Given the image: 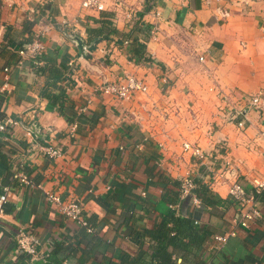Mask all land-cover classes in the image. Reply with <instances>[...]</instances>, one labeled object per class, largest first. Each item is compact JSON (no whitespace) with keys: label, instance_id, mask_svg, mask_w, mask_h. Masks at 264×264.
Masks as SVG:
<instances>
[{"label":"crops","instance_id":"1","mask_svg":"<svg viewBox=\"0 0 264 264\" xmlns=\"http://www.w3.org/2000/svg\"><path fill=\"white\" fill-rule=\"evenodd\" d=\"M81 1L0 0V86L4 67L11 69L0 119L17 122L0 130V194H7L0 264H155L162 252L172 264H264V190L255 201L261 216L241 227L228 194L235 175H219L230 166L264 177L261 121L252 110L239 128L218 115L221 93L242 101L264 84V0H102V11ZM32 6L42 23L31 19ZM218 7L230 11L225 20H217ZM105 18L117 32L80 53L71 35L92 45L85 25ZM39 26L48 27L42 63L63 70L51 87L54 94L63 88L62 108L42 95L48 67L15 66V48ZM129 72L144 79L146 92L129 100L94 92L102 75ZM43 145L61 155L44 154ZM17 171L32 184H20ZM187 174L194 188L181 196ZM45 191L80 201L94 232L59 213ZM170 215L193 221L195 232L180 235L184 247L157 244L145 233ZM232 229L235 235L216 248L214 234ZM19 230L37 240L35 256L18 249Z\"/></svg>","mask_w":264,"mask_h":264},{"label":"built area","instance_id":"2","mask_svg":"<svg viewBox=\"0 0 264 264\" xmlns=\"http://www.w3.org/2000/svg\"><path fill=\"white\" fill-rule=\"evenodd\" d=\"M243 3L249 2V0H238ZM81 6L87 9H93L97 11H102L104 8L102 0H82ZM218 15H216L217 20H225L229 15L230 11L226 8L218 7ZM31 14V19L35 20L39 23H42L43 16L40 13L39 9L35 6H32L29 9ZM158 15V12L156 13ZM51 26V24H49ZM48 30L47 26H39L37 29H34L33 35L30 41L24 43L23 45L15 48V52L17 53V60L15 61V66L19 67L20 65H24L26 62H30L32 66L41 65L42 55L45 51V45L43 42V38L45 36L46 31ZM154 32V30H152ZM88 51V49H86ZM199 60H203V56L199 57ZM68 66L71 71L75 70V62L70 59L68 61ZM10 67H4V77L5 81L0 86V92H3L7 86V80L10 73ZM161 81L163 87H167L169 84V77L167 74H163L161 76ZM148 86L143 78L138 77L134 73H124L115 79H110L106 76H101L99 82L94 88V92H98L103 95H111L120 100H129L135 96L138 92H146ZM240 102L242 104H240ZM86 107H81L79 110H85ZM255 111L259 115L260 119V127L258 134L260 137H264V84L257 89L251 95L244 96L242 101L231 98L228 94L221 93L220 101L218 103V115L220 117L227 118L228 120L233 121L237 127L244 128L247 125V121L249 120L250 111ZM17 122L13 120L11 117L7 116L3 119H0V130L5 129L8 125H15ZM73 125L70 127L69 132L72 133ZM141 147V145H137V147ZM183 147L185 150L190 149L191 153L200 158H205L204 153L199 147H192L189 143H184ZM40 150L49 155L50 157H56L61 155V151L52 146H39ZM222 173L235 175V178L230 181L228 194L231 200L238 204L239 206V221L238 225L241 227H246L249 223L257 219L261 216L260 208L255 204L256 195H258L261 191L264 190V177L248 172H239L238 168L224 166ZM14 178L18 180L20 184L31 185V179L22 171H17L13 174ZM243 176L245 181L248 183L241 182L239 177ZM249 186V188H248ZM194 188L193 178L190 174L185 175L181 179L180 184V194L181 196L191 194L192 189ZM45 199L47 202L53 204L57 211L66 217L70 218L79 226L84 227V229L88 233H93L94 228L90 225L86 213H84V207L82 203L76 199L63 200L56 192L45 191ZM7 200V194H0V216L4 213V203ZM193 203L196 205L200 204V200L197 198H193ZM173 206V205H172ZM235 235V230L232 229L225 233H217L214 234L213 240L215 242V247L219 248L220 246L226 243L227 239L230 236ZM17 247L22 251H26L27 253L35 256L36 251V243L37 240L26 233L24 230H19L16 236ZM202 264H211L209 262H203Z\"/></svg>","mask_w":264,"mask_h":264},{"label":"trees","instance_id":"3","mask_svg":"<svg viewBox=\"0 0 264 264\" xmlns=\"http://www.w3.org/2000/svg\"><path fill=\"white\" fill-rule=\"evenodd\" d=\"M104 15H107L105 13H102ZM108 16V15H107ZM107 20H109V17H107ZM105 19L90 21L85 25V34H86V42L91 43V47L94 48L96 43H98L100 40L103 39H109L111 34L116 33L117 29L116 27L110 22ZM92 20V19H91ZM64 31V29H62ZM28 42V41H27ZM26 43V42H24ZM23 43V44H24ZM22 44V45H23ZM137 48V47H136ZM135 53L138 55L139 51L135 49ZM63 66H64V62ZM49 65V64H48ZM45 63H42L41 65L34 66L35 69L44 72L46 68L48 71H52L50 78L48 79V83L45 85L44 91L42 92V95L46 97L48 100L52 101L53 103H57L60 108L63 106V102L65 100V93L63 88L59 89V92L57 94H54L51 91V87L56 84L58 80L63 76L61 75V72L63 71L58 66L51 67L48 66ZM61 78V79H62ZM53 88V87H52ZM168 222H172V225L169 226ZM193 226V221L190 219L185 218H173L170 216H165L161 220L160 224L158 225V228L156 230H145V233L154 238L157 241V244H161V242H164L165 244H171L174 247L181 246L184 247L187 243H183L180 240V235L183 236H189L190 232H195ZM171 233V234H170ZM194 242V239L189 238ZM158 262L155 264H172V260L170 259V255L162 252V256L158 257ZM152 264V263H151Z\"/></svg>","mask_w":264,"mask_h":264},{"label":"water","instance_id":"4","mask_svg":"<svg viewBox=\"0 0 264 264\" xmlns=\"http://www.w3.org/2000/svg\"><path fill=\"white\" fill-rule=\"evenodd\" d=\"M70 38L76 43V46L78 47L80 53L91 46L90 44H85L78 35H71Z\"/></svg>","mask_w":264,"mask_h":264}]
</instances>
